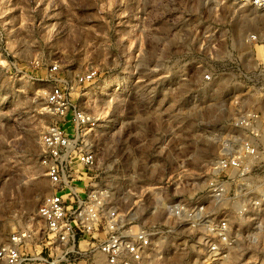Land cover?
Here are the masks:
<instances>
[{
	"label": "clouds",
	"instance_id": "clouds-1",
	"mask_svg": "<svg viewBox=\"0 0 264 264\" xmlns=\"http://www.w3.org/2000/svg\"><path fill=\"white\" fill-rule=\"evenodd\" d=\"M41 3L25 0L23 27H0V128L15 122L0 152V207L17 202L21 169L40 155L16 128L27 136L38 101L62 100L86 121L76 151L90 194L77 219L89 239L97 223L103 232L84 247L74 229L60 232L49 262L35 248L44 240L9 220L19 231L0 230V264H264V122L253 115L259 130L243 131L264 94V60L252 54L264 43V0H217L219 14L208 0ZM198 28L220 44L214 58L200 51ZM140 33L147 46L137 57L123 37ZM54 62L58 70L44 73Z\"/></svg>",
	"mask_w": 264,
	"mask_h": 264
},
{
	"label": "built area",
	"instance_id": "built-area-1",
	"mask_svg": "<svg viewBox=\"0 0 264 264\" xmlns=\"http://www.w3.org/2000/svg\"><path fill=\"white\" fill-rule=\"evenodd\" d=\"M51 70H58V68L53 66ZM53 96H55V92ZM45 103L47 113L53 119V123L42 137L41 162L47 171L53 191L43 199L37 209V217L42 226L36 234L44 240V243H37L35 248L40 256L50 262L54 256L55 242L60 232L67 236L70 229H74L79 234V246L84 247L87 244L95 245L98 235L103 232V229L101 224L97 223L95 226L97 231L93 232L89 239L85 234L87 229L82 231L81 220L77 219L84 211L80 200L87 201L90 194L85 187L86 183L84 184L79 176L82 172L89 170L81 163L86 157L82 152L76 151L78 146L82 147L81 128L86 121L78 119L73 109L66 108L62 100L60 103L55 100ZM79 115L83 116V113L81 112ZM85 131L91 135L93 129L88 128ZM80 170L82 172H78ZM88 187L90 188L91 185L89 184ZM76 189L80 191H76ZM72 213L74 215H71ZM22 234L27 238V232ZM121 264H124V261H121Z\"/></svg>",
	"mask_w": 264,
	"mask_h": 264
},
{
	"label": "rangeland",
	"instance_id": "rangeland-1",
	"mask_svg": "<svg viewBox=\"0 0 264 264\" xmlns=\"http://www.w3.org/2000/svg\"><path fill=\"white\" fill-rule=\"evenodd\" d=\"M24 2L25 0H12L13 7L9 11H5L3 8H0V27H7L11 28L13 26L19 25L20 27H23L27 24V17L25 15L24 11ZM210 7H216L217 0H208ZM0 3H2V0H0ZM19 4V7L16 5ZM46 5L45 3H41L40 7L44 8ZM221 9L219 7H216V12L219 14ZM100 23H103V21H100ZM99 31V30H97ZM100 36L102 38H108L106 34L100 33ZM197 37L199 39V49L200 51H203L206 47L209 48L208 56L210 58H214L215 56V49L220 48V44L213 41L209 45V33L204 31L202 32L199 28L197 29ZM202 37V38H201ZM217 38L219 39V34L217 33ZM123 39L127 43L128 51L135 52V55L137 57L140 56V54L144 51L146 45V41L144 40L143 33H140V39L137 41L135 38L131 39L130 41L127 40V37H123ZM239 35H235L231 37V39L228 40V43H232L233 41H238ZM92 46V42L89 41V47ZM50 49L47 45L44 47V54L45 56L48 55ZM252 54L260 60H264V43H261L257 40L256 43L252 46ZM55 60V57H53ZM85 63H87V57H85ZM53 66H57L54 62L53 64L49 65L47 68L43 69L44 73H47L48 71H52L51 69ZM167 77L164 75H161L158 78H153V83L158 82V80H164ZM138 83H143L142 78H138ZM45 94L47 92L45 91ZM72 95V93H70ZM78 98V94H77ZM43 98H41L42 101ZM238 98H235L233 102H236ZM39 110L36 112L37 119L33 124L26 125L27 128L32 129V132L29 133L27 136H25V133L19 129L16 128V134L21 136L25 139H34L38 141V146L40 149V155L39 159L35 160L33 162H29L27 164H24L23 169L21 171L24 172V180L25 185H22L19 189V194L17 196V202L11 205L8 209V211H4L2 207H0V230L7 228L8 231L15 233L19 231V229H12L11 225H9L8 221L11 220L12 223H16V221H19L20 225H23L27 229H31L35 232H37L42 226V223L37 217V209L40 205V203L43 201V199L52 193L53 189L51 187V184L49 182V179L47 177V171L43 167L41 162V156L43 152L42 148V137L45 134L47 128L53 123V119L51 116L47 113L46 103L40 102ZM100 106L97 105L96 108H99ZM110 110L105 113L104 115L99 116V119H105L108 115H110ZM28 113H25V118L28 116ZM255 116V120L257 122H264V94H258V104L254 108V113L249 114V122H246L248 126H245L243 128L244 132H251L253 135L258 131L259 129L256 126V123L251 122L252 116ZM8 127H15V122L10 121L8 122L4 128H0V152L7 151L12 146L13 141V135L11 133H6L5 129ZM25 145L24 147H26ZM22 149L18 148L17 151H21ZM9 156H11V153H9ZM17 159H20L23 162V157H17ZM0 163H2V160H0ZM215 167V165H210L208 169L205 170V175H210L211 168ZM186 171L194 172L193 169H186ZM78 172H82L81 170ZM83 180V183L85 184L90 176L91 173L89 170L82 172V174L79 175ZM7 178V174H5V179ZM174 177L169 174V182ZM182 178V177H181ZM148 189H151L152 185H146L145 186ZM4 188V182L3 180H0V189ZM141 194H146L144 192V189H141ZM99 199V197H97ZM15 212L16 214V220L12 219V213ZM25 233V232H24ZM227 253H225L226 255Z\"/></svg>",
	"mask_w": 264,
	"mask_h": 264
}]
</instances>
